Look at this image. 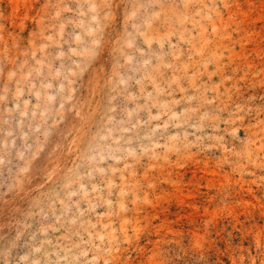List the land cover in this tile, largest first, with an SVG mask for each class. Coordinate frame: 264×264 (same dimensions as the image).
Wrapping results in <instances>:
<instances>
[{"label": "clouds", "instance_id": "9594fccd", "mask_svg": "<svg viewBox=\"0 0 264 264\" xmlns=\"http://www.w3.org/2000/svg\"><path fill=\"white\" fill-rule=\"evenodd\" d=\"M68 2L36 0L30 42L5 40L0 24V102L14 92L27 116L17 133L24 144L0 153V201L9 197L0 264H157L146 259L151 217L183 188L186 157L244 173L264 141L249 135L253 119L264 133V97L240 83L264 79V43L256 54L245 45L264 41V0H79L86 7L75 20L63 16ZM224 235L247 264L236 248H250V237ZM159 259L183 256L170 247Z\"/></svg>", "mask_w": 264, "mask_h": 264}, {"label": "rangeland", "instance_id": "374dc122", "mask_svg": "<svg viewBox=\"0 0 264 264\" xmlns=\"http://www.w3.org/2000/svg\"><path fill=\"white\" fill-rule=\"evenodd\" d=\"M35 3L36 0H0V24L3 25L5 40L30 42L34 27L37 30L39 27L38 17L34 10ZM68 7L73 11L64 13L63 16L75 20L77 9L83 12L86 5H82L79 0H71L68 2ZM156 7L158 11L159 8ZM111 23L109 22V27ZM121 23H123L122 19ZM156 23L159 21L154 22V29ZM212 30L215 31V26ZM164 34L158 29L154 31L157 38ZM49 42L53 43L54 47L56 46L51 36ZM249 43L253 45V54H256L257 48L264 41L259 37L256 41L245 40V45ZM201 45L206 48V41L202 39ZM156 46L153 45V47ZM39 47L43 48L42 45ZM42 54V51L34 48L33 56L37 58V64L40 63L39 57ZM16 55L12 52L6 62L10 70L12 69L11 61ZM259 59L257 54V60ZM249 67H255V65L249 64ZM240 83H245L247 87L258 90L264 97V79L253 74V79L248 81L241 77ZM236 88L239 91L240 84H237ZM20 99L23 101V107H34V98L33 101H29L26 96H21ZM14 100L15 93L13 92L12 99L0 102V153L4 151V146L9 142L13 149L18 147L17 141L19 145L24 144L17 133L21 132L27 116L22 113ZM256 107L264 108V104ZM258 119L264 120V112ZM251 124L253 127L249 132L250 136L264 135V133H259L255 119L251 120ZM262 145L264 141L257 140L253 145L256 155L251 156V162L248 159L242 161L241 167L245 169L244 173L234 172L227 165L221 168L207 157L201 158L195 154L186 157L187 162L181 163L178 170L180 176H183V169L190 170L183 188L171 199L162 201L163 207L158 213L154 212L151 217L155 222L152 232L155 239L151 241L152 247L146 259L156 260L157 264H160L159 258L166 255L171 247L179 249L183 256L182 264H202L209 253L217 258L214 264H222L220 259L222 256H226L227 264H239V261L244 260L245 257L233 254L224 233L227 230H241V238L250 237L251 246L248 249H242L239 247L240 241L238 240L236 251L247 252V264H264V246H262L264 232L259 230L264 227V224L254 222V220H264V148ZM11 156L12 153L9 151L10 159ZM193 181L196 183L193 184ZM217 196L222 199L217 200ZM8 200L9 197L6 195L4 200L0 201V220L4 218L3 213L7 211L5 204ZM249 220L253 222L247 223ZM242 225L247 229L246 232L242 231ZM218 245H223V247H218ZM143 250L142 248L141 251ZM172 260L180 261L181 257L175 256ZM136 264H142V262L137 259ZM164 264H169L167 259H164Z\"/></svg>", "mask_w": 264, "mask_h": 264}]
</instances>
